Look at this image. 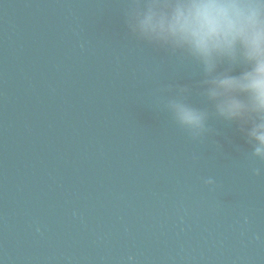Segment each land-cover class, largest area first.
<instances>
[{
  "label": "water",
  "instance_id": "obj_1",
  "mask_svg": "<svg viewBox=\"0 0 264 264\" xmlns=\"http://www.w3.org/2000/svg\"><path fill=\"white\" fill-rule=\"evenodd\" d=\"M134 2L0 0V264H264V161L176 123L201 68L132 33Z\"/></svg>",
  "mask_w": 264,
  "mask_h": 264
},
{
  "label": "clouds",
  "instance_id": "obj_2",
  "mask_svg": "<svg viewBox=\"0 0 264 264\" xmlns=\"http://www.w3.org/2000/svg\"><path fill=\"white\" fill-rule=\"evenodd\" d=\"M127 25L199 64L205 106L187 103L189 88L178 86L165 105L178 125L199 139L210 116L235 124L251 155L264 161V0H135Z\"/></svg>",
  "mask_w": 264,
  "mask_h": 264
}]
</instances>
